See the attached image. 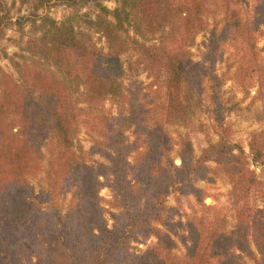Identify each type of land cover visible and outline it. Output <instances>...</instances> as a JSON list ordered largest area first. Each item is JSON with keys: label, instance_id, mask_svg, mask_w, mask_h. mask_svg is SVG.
I'll list each match as a JSON object with an SVG mask.
<instances>
[{"label": "trees", "instance_id": "16d2710c", "mask_svg": "<svg viewBox=\"0 0 264 264\" xmlns=\"http://www.w3.org/2000/svg\"><path fill=\"white\" fill-rule=\"evenodd\" d=\"M214 1H219L224 24L211 29L207 16L213 0H121L113 11L102 7L89 25L106 40L107 51L71 24L42 18L45 32L29 39L27 49L43 65L23 66L19 79L0 71V264H114L126 259L127 241L135 236L156 243L126 264H243L240 254L264 263V208L249 199L261 189L254 166L264 165V132L251 137L249 157L230 141L214 92L218 142L197 157L189 138L180 135L181 164L171 157L176 140L165 119L186 121L188 74L199 67L189 48L197 35L210 29L204 59L212 67L222 43L236 48L240 59L234 78L240 87L251 85L258 71L253 24L264 25V0L253 24L235 9L238 2ZM3 16L0 1V30ZM130 50L152 77L159 79L163 72L167 101L159 100L162 86L153 98L133 89L123 94L121 56ZM211 80V88L221 86L217 76ZM80 87L100 105L121 97L119 118L80 109L75 101ZM80 124L112 152L107 164L91 165L74 149ZM208 162H215L232 185L237 224L230 228L221 210L211 206L186 225L167 220L165 204L173 192L192 194L203 204L192 181L206 177ZM43 172L41 203L32 180ZM103 188L111 201L101 196ZM67 193L72 197L63 210L60 198ZM105 205L121 210L111 226ZM178 239L185 247L182 254Z\"/></svg>", "mask_w": 264, "mask_h": 264}, {"label": "rangeland", "instance_id": "374dc122", "mask_svg": "<svg viewBox=\"0 0 264 264\" xmlns=\"http://www.w3.org/2000/svg\"><path fill=\"white\" fill-rule=\"evenodd\" d=\"M3 4L4 20L0 30V71L6 72L16 79H19L20 68L25 65H43L39 56L27 49V41L33 38H39L45 32L43 17H48L57 23H69L78 33L90 37L93 43L99 48L107 51V42L103 36L97 33L89 21H95L102 7L113 11L121 6V0H49L45 5L40 6L39 0H0ZM237 3L235 9L239 11L243 20L247 23H254L257 14V5L260 0H234ZM219 1H214L207 16L209 28L213 26L222 27L224 24V14L219 6ZM110 19H112L110 17ZM256 34L255 41L259 51L257 74L251 85L240 87L235 80V68L239 65L240 59L237 50L230 43H222L219 53L216 56L215 66L212 67L204 59L208 50L209 30L196 36L192 46L189 48L190 57L197 67L189 72L190 84L186 88V100L188 108L184 110L186 120L184 123L177 121L169 123L168 130L176 140V145L171 157L175 164L179 166L181 160L178 158L180 135L187 136L192 143L194 155L199 157L202 151L210 143H216L219 140L218 124L215 121V102L214 96L217 94L223 106V118L225 126L230 130V141L241 148L250 157V142L254 134L264 132V25H254ZM131 38L135 34L130 30ZM134 40V39H132ZM136 41V39H135ZM139 54L135 50H130L121 56V62L124 69L122 79L123 94L133 90H140L142 94H149L153 98V91L158 86H162L161 101H167L166 89L164 88V75L156 79L138 62ZM45 65V64H44ZM230 66H234L230 69ZM46 70L54 71L59 78H64L61 72L55 67L45 65ZM200 70V72H197ZM205 75V76H204ZM212 76L219 78L220 87L211 88ZM130 89V90H129ZM216 92V94L214 93ZM84 87H80L75 93V101L80 109L85 112L103 114L107 113L111 119L117 120L121 97L118 100L108 99L103 104L91 101L85 95ZM160 101V102H161ZM133 129L127 132L130 141L134 139ZM99 138L92 135L82 124L78 127V133L74 141V149L77 153L91 165L96 166L99 163L107 164L108 155L112 152L104 149L101 144H97ZM45 166V165H44ZM208 174L205 178L196 177L193 184L201 190V200L203 204L192 195L171 194L167 199L166 206L169 209L167 220L171 222L186 225L189 217H200L204 210L211 206L221 210L228 226L233 228L237 224V206L238 201L233 196L232 185L224 175L216 171L217 164L208 162ZM257 172V171H256ZM257 178L261 183V189L250 194V201L257 207L264 208V172L258 173ZM45 173H41L32 180L36 196L46 192ZM104 180L103 177L100 178ZM174 186V183L172 184ZM101 196L108 202L111 201V193L107 188H103ZM72 194H65L60 198L62 209L66 210ZM44 199V197H43ZM108 209L107 219L110 226L113 224V215L119 214L121 210ZM183 233V229H180ZM179 253H184L185 247L177 240ZM156 243L155 238L144 240L140 236H135L127 241L128 250L126 259H131L133 255L146 250L148 246ZM254 249V248H253ZM243 264H257L254 259L240 254ZM264 257V256H263ZM260 258V255H258ZM125 259V260H126ZM116 262L114 264H126V262ZM260 264H264L260 262Z\"/></svg>", "mask_w": 264, "mask_h": 264}, {"label": "built area", "instance_id": "2783aa9c", "mask_svg": "<svg viewBox=\"0 0 264 264\" xmlns=\"http://www.w3.org/2000/svg\"><path fill=\"white\" fill-rule=\"evenodd\" d=\"M254 168L258 173L264 172V165H255Z\"/></svg>", "mask_w": 264, "mask_h": 264}]
</instances>
